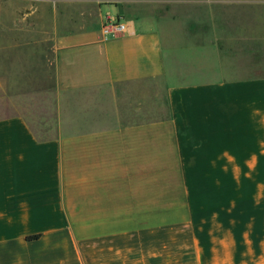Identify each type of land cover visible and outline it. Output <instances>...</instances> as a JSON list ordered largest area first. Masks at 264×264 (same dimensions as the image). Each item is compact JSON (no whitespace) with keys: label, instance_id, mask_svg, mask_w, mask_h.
I'll use <instances>...</instances> for the list:
<instances>
[{"label":"crops","instance_id":"0c3cea01","mask_svg":"<svg viewBox=\"0 0 264 264\" xmlns=\"http://www.w3.org/2000/svg\"><path fill=\"white\" fill-rule=\"evenodd\" d=\"M118 1L17 0L1 16V56L22 68L24 51L40 80L1 69L0 264H264V36L245 32L264 9L143 0L189 12L180 47L200 54L169 58ZM103 13L128 32L104 33ZM79 19L90 35L62 30ZM121 87H164L166 113L128 121ZM197 172L221 194L205 244Z\"/></svg>","mask_w":264,"mask_h":264},{"label":"rangeland","instance_id":"374dc122","mask_svg":"<svg viewBox=\"0 0 264 264\" xmlns=\"http://www.w3.org/2000/svg\"><path fill=\"white\" fill-rule=\"evenodd\" d=\"M143 0H130L122 1L119 0L118 2L111 3L118 6L120 15L123 18H134L140 17L144 19L143 21L149 25L154 26L156 30L161 31L162 33V40L166 50V56L171 57V52L175 51L180 53L181 55H185L190 57L198 56L200 53H195L190 51L187 47H180L182 46V41H187V39L183 38V26L186 23V20L182 19L181 16H186L188 19L189 12L179 11L177 10L174 12V7L178 9H182L180 7H184L191 3L185 2L184 0H179L176 3H173V6L167 5L165 3H158V2H142ZM241 3L246 5H255L257 9L262 6L264 9V0H240ZM243 1V2H242ZM189 3V4H188ZM19 2L17 0H0V21L1 16L4 17L6 20H13L14 19V10L16 7L19 8ZM40 12L43 16L45 13L49 12L47 6H39ZM64 7V6H63ZM70 9V8H68ZM200 14V13H199ZM201 14H204L202 11ZM262 14V15H261ZM174 15V16H173ZM109 15L103 13V29H109V25L114 22V20L119 19H110L111 21H106ZM166 16V17H165ZM171 16V18L167 17ZM176 16V17H175ZM160 18L158 21L154 18ZM121 18V17H120ZM63 27L62 30L64 32H70L72 34H81L88 32L87 26L89 24L88 21L85 20H77L75 22H60ZM171 35L169 38L168 33ZM245 32L249 35H259L264 36V12H259L256 10L255 16L251 20H246L245 25ZM171 40V41H170ZM261 46L263 48V57H264V37H262ZM184 48L183 50H178ZM0 49H1V28H0ZM44 49H46L44 47ZM24 53L25 59H23L24 64L22 68H18L16 66V58L14 57L13 60H6L5 55L1 56L0 50V74L1 69L4 71V78L6 80H14L17 76H19L26 84L27 87H33L34 80L36 78L40 80V77H36L33 75V67L35 66L34 60L30 58L29 55ZM16 54V53H15ZM15 56V55H14ZM12 59V57H11ZM2 66V67H1ZM264 73V68L262 70ZM39 82V81H38ZM37 87H42L41 84H38ZM122 90L120 91L119 97V106L121 111L128 115V121L132 120L133 122L139 119H153L158 118L159 116H163L167 110L166 104V96L164 87H121ZM0 114H1V75H0ZM131 114H133L131 116ZM188 183L194 186L192 188L193 197L197 199V204L195 205L196 210V218L194 221L195 227L198 229V236L200 242L202 244L206 243V228L209 223L206 222V218L213 216L216 214V218L212 219L210 224L212 227H215L216 223H220V207H221V194L220 189L218 191H213L209 188V192L207 194L206 191V173L204 172H197V173H186ZM216 178V177H215ZM213 178V179H215Z\"/></svg>","mask_w":264,"mask_h":264},{"label":"built area","instance_id":"2783aa9c","mask_svg":"<svg viewBox=\"0 0 264 264\" xmlns=\"http://www.w3.org/2000/svg\"><path fill=\"white\" fill-rule=\"evenodd\" d=\"M111 18H107L106 21H111L110 20ZM109 29H104V33L108 34V33H123V34H126L128 32V28H127V25L125 23H122L118 20H114V22H112L110 25H109Z\"/></svg>","mask_w":264,"mask_h":264}]
</instances>
